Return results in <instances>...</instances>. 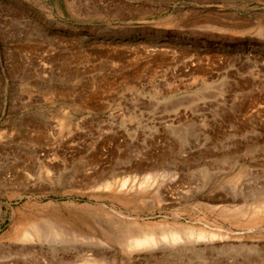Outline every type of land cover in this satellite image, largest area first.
Returning <instances> with one entry per match:
<instances>
[{
    "label": "rangeland",
    "instance_id": "obj_1",
    "mask_svg": "<svg viewBox=\"0 0 264 264\" xmlns=\"http://www.w3.org/2000/svg\"><path fill=\"white\" fill-rule=\"evenodd\" d=\"M22 215L102 264H264V0H0V244ZM118 220L182 237L125 257Z\"/></svg>",
    "mask_w": 264,
    "mask_h": 264
},
{
    "label": "bare ground",
    "instance_id": "obj_2",
    "mask_svg": "<svg viewBox=\"0 0 264 264\" xmlns=\"http://www.w3.org/2000/svg\"><path fill=\"white\" fill-rule=\"evenodd\" d=\"M136 186L139 187V188L137 187L138 189L136 188L137 190H139L142 187V185H139V184H137ZM103 187H105L106 189H113L114 186H112L110 184H106ZM118 187L122 188V187H124V185H121ZM143 187L145 188V186H143ZM143 187H142V190H145V189H143ZM118 189H116L115 191H117ZM142 190L140 189L139 191H142ZM129 191L130 190H128V192ZM125 192H127V191H125ZM125 192H123V193L125 194ZM98 214H100V213H98ZM110 216H108V217H110ZM111 217H113V216H111ZM105 218H107V217H105ZM105 221H103V222H105ZM113 221H111V222L113 223ZM97 222H99V221H97ZM97 222H96V225H94V228L97 230V232L99 234L101 232L103 237L107 238L108 240L109 239L115 240L114 245L118 244L120 247L119 249L121 250V252H120V250L118 249L117 252L125 254V257H126V255L130 256V254L132 252H135V251L141 250V252L143 253L145 248L148 249V247L151 248L153 246H157V243L159 241H160V244L161 243L163 244V242H161V240L165 242V245H166V242L169 243L168 244L169 246H170V244H172V246L175 244L177 245V243L181 240V237H182L178 231L177 232L172 231L170 233L169 232L164 233L163 235L161 234L162 235V239H161V236L157 235L158 236L157 237L155 234L150 233V231L153 230L154 228L150 229V231L145 233V231H147V230H145V228L142 229L141 226L137 225L135 221H133L135 223L131 222L132 224H135V225H132L129 222H128V224H130V225H128L127 223H126L127 225H125V224L122 225L121 224L122 222L119 221L120 224L114 225L115 227H113V228L110 225L109 226L111 228H109V227L106 228V226H101V225H99L101 223L97 224ZM115 222H117V221H115ZM109 224H111V223H109ZM85 225H87V224H85ZM148 227H150V226H148ZM12 231H13L12 240L6 244L5 243L0 244V264H102L103 256L104 255L106 256V254L103 255V253H102L103 252L102 247L105 245H103L101 247L100 243L102 241L99 240L100 243L97 240L94 241L95 240L94 238H96L95 236H94V238L91 236H88L91 238L82 237L83 239L82 238L80 239L81 236L80 237L78 236L77 239L75 237L73 242L74 243H75V241L76 242L79 241V242H77L78 244L76 247L72 246V248H71L69 246L71 248V249H69V247L67 246V243L69 241L72 242V240H68V242H67V239H70L69 237L72 238L73 236H71V234H70L71 232L67 233V225L65 226L64 224H60L59 221L57 222L56 220H53L51 218H44L43 219V218L34 217L33 215H24V216L22 215L16 221V223L13 225ZM88 231H86V232H88ZM91 231L94 232L93 229H91ZM91 231H90V233H91ZM141 232L144 235L141 236V234H140ZM72 233L74 234V232H72ZM120 233L125 234V235L122 234L123 238L120 237L121 236ZM161 233H163V232H161ZM95 234H93V235H95ZM80 235H83V234H80ZM86 235H88V233ZM102 235H100V236L102 237ZM184 235H185V233H184ZM207 235L208 234L203 232V231H197V232H191L188 235V237L190 236L191 238L193 237V238L198 240V239H203V238L206 239ZM139 236H141V237H139ZM108 240L107 241L105 240V241L108 242ZM71 242H69L68 244H71ZM110 242L111 241H109L108 244ZM160 244L158 243V245H160ZM168 245H166V246H168ZM106 247H107V245H106ZM158 248H159V246H158ZM155 249H157V248L155 247ZM151 250H152V248H151ZM153 251L154 250L149 251V249H148V255L150 254V252L152 253ZM108 253H110V252H108ZM153 253H155V252H153ZM120 255H122V254H120ZM113 264H115V263H113ZM120 264H122V263H120ZM124 264H125V262H124Z\"/></svg>",
    "mask_w": 264,
    "mask_h": 264
}]
</instances>
